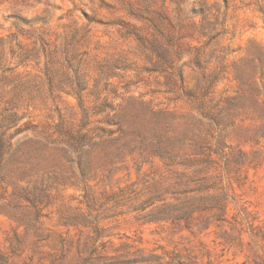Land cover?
<instances>
[{"label": "rangeland", "instance_id": "1", "mask_svg": "<svg viewBox=\"0 0 264 264\" xmlns=\"http://www.w3.org/2000/svg\"><path fill=\"white\" fill-rule=\"evenodd\" d=\"M0 264H264V0H0Z\"/></svg>", "mask_w": 264, "mask_h": 264}]
</instances>
